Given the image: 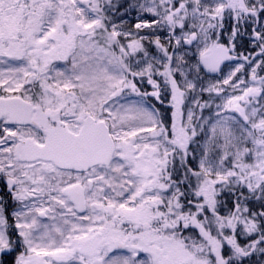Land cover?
<instances>
[{"label":"snow or ice","instance_id":"1","mask_svg":"<svg viewBox=\"0 0 264 264\" xmlns=\"http://www.w3.org/2000/svg\"><path fill=\"white\" fill-rule=\"evenodd\" d=\"M0 264H264V0H0Z\"/></svg>","mask_w":264,"mask_h":264}]
</instances>
